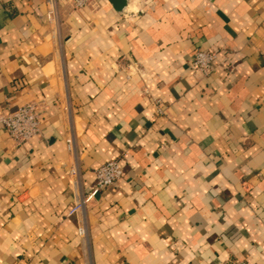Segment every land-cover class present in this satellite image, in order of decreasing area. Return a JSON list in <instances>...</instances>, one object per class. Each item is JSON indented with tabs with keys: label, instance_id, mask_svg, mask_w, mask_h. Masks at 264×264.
Wrapping results in <instances>:
<instances>
[{
	"label": "crops",
	"instance_id": "0c3cea01",
	"mask_svg": "<svg viewBox=\"0 0 264 264\" xmlns=\"http://www.w3.org/2000/svg\"><path fill=\"white\" fill-rule=\"evenodd\" d=\"M33 101L30 141L0 124V264H264V0H0V115Z\"/></svg>",
	"mask_w": 264,
	"mask_h": 264
},
{
	"label": "built area",
	"instance_id": "2783aa9c",
	"mask_svg": "<svg viewBox=\"0 0 264 264\" xmlns=\"http://www.w3.org/2000/svg\"><path fill=\"white\" fill-rule=\"evenodd\" d=\"M75 9L88 7L92 0H67ZM218 56L217 51L197 50L193 57V66L204 76L213 71V62ZM42 116L39 103L33 101L18 106L16 109L0 115L2 124L10 136L18 143L30 141L40 132ZM71 146V140H69ZM122 175V167L118 159H112L101 165L96 170V185L84 200H80L74 206L72 212L80 209L85 202L92 200L100 191L114 184Z\"/></svg>",
	"mask_w": 264,
	"mask_h": 264
}]
</instances>
